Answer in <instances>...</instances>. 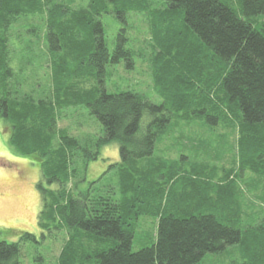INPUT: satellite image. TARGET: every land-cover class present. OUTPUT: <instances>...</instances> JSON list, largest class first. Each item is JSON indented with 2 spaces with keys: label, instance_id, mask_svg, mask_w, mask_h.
I'll use <instances>...</instances> for the list:
<instances>
[{
  "label": "trees",
  "instance_id": "1",
  "mask_svg": "<svg viewBox=\"0 0 264 264\" xmlns=\"http://www.w3.org/2000/svg\"><path fill=\"white\" fill-rule=\"evenodd\" d=\"M103 14L125 26L128 14L147 19L158 104L132 91L107 92L109 68L125 62L132 70L135 53L127 48V28L109 52ZM36 16H45L50 70L41 97L23 90L26 67L19 60L32 64L33 44L20 31ZM263 16L264 0H90L85 9L54 0H0V119L9 128V146L40 170V229L67 234L58 264H201L208 255L264 264V211L244 201L238 186L240 172H251L248 191L263 201ZM24 34L37 35L33 28ZM71 109H85L103 136L77 138L59 129ZM182 126L235 131L236 169L219 177L211 158L186 169L183 161L155 157L158 142ZM111 143L120 163L80 189L89 162ZM151 216L158 218L155 241L134 252L137 223ZM34 241L28 233L0 241V264H21V245Z\"/></svg>",
  "mask_w": 264,
  "mask_h": 264
},
{
  "label": "rangeland",
  "instance_id": "2",
  "mask_svg": "<svg viewBox=\"0 0 264 264\" xmlns=\"http://www.w3.org/2000/svg\"><path fill=\"white\" fill-rule=\"evenodd\" d=\"M90 0H54L63 3L72 9L87 8ZM157 5L160 3L158 1ZM235 4V0H233ZM111 10V8H110ZM264 20V16L262 17ZM105 30V42L110 53L116 45L118 34L122 28H127V48L135 53L133 57V69L127 70L125 62L109 68V78L106 82L108 93L132 91L144 95L148 100L158 104L151 77V68L148 63L152 55L150 45V33L147 19L141 14H128L127 26L118 21L112 14H103L100 18ZM36 30V37L31 38L24 34V29ZM18 30V29H17ZM19 32V31H15ZM23 40L31 41L33 51L30 55L32 64H26V58H19L21 66L26 67L25 77L27 80L24 91L36 90V97L43 96L42 91L49 89L50 70L46 66L47 48L45 44V16H36L28 21H23L21 31ZM17 49V50H16ZM18 58L19 48H16ZM24 60V61H23ZM40 69L34 67L39 61ZM38 69V70H37ZM89 87V84L83 85ZM60 129H67L71 136L84 138L87 136H103L101 125L85 109L67 110L62 113L57 124ZM218 129V128H217ZM216 129V130H217ZM227 135L224 141L219 140V135ZM196 138H198L196 140ZM204 139L205 141L201 140ZM238 151V135L231 131L207 132L200 127L194 126L176 129L169 136H164L156 145L154 156H163L178 162L183 161L189 168L191 162H196L200 157L213 159L221 177L224 171L236 169V156ZM190 162V163H188ZM120 163L119 149L116 143H111L101 149L100 157L96 161L89 162L84 181L78 184L80 189L86 188L88 183L97 181L112 164ZM238 186L244 192V201L252 204L257 211H264L263 201L258 195L248 191L250 184L255 183L251 172H240ZM78 180V179H77ZM41 182V174L37 162L30 157H22L15 153L9 146V128L0 119V241L17 242L19 238L28 233L34 236V242L21 245V264H58L64 242L67 240L65 232H46L39 227L38 219L41 211L40 191L37 185ZM74 181L69 184L73 187ZM49 189L56 188L51 185ZM252 189V188H251ZM203 209H200L202 211ZM250 214V213H249ZM155 216L141 218L134 230L132 250L150 247L155 241ZM85 262H89L88 260ZM235 257L220 258V256L208 255L201 264H235Z\"/></svg>",
  "mask_w": 264,
  "mask_h": 264
}]
</instances>
